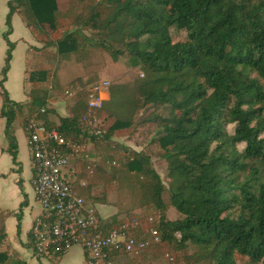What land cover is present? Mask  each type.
I'll use <instances>...</instances> for the list:
<instances>
[{
	"label": "trees",
	"instance_id": "16d2710c",
	"mask_svg": "<svg viewBox=\"0 0 264 264\" xmlns=\"http://www.w3.org/2000/svg\"><path fill=\"white\" fill-rule=\"evenodd\" d=\"M66 1L63 7L58 0L7 1L0 117L6 119L13 162L18 158L17 121L24 128L41 121L66 138L79 139L88 110L87 88L72 87L78 91L68 116L53 119L54 102L61 101L47 85L52 79L55 88L61 86L53 66L30 73L27 102L11 100L4 84L18 13L43 44L39 49L46 51L48 62L72 61L97 49L115 62L127 57L129 67L144 75L132 89L110 84L109 99L100 110L106 134L96 144L105 141L111 152L122 148V164L121 156L110 154L108 159L111 164L120 161V167L77 161L74 188L87 204L97 202L93 190L115 183L157 215L145 221L144 231L132 234L151 240L150 247L134 258L115 253L113 263L143 264L144 253L154 247L157 257L177 264H264V0ZM172 28L183 31L185 38L175 41ZM146 108L154 112L136 122L138 111ZM163 108L168 115L161 113ZM144 124L156 127L151 145H158L159 156L168 164V186L153 168L150 154L111 146L115 136ZM166 192L179 215L174 221L167 217ZM5 217L0 214V264H28L2 251ZM124 223L115 216L102 226L107 232ZM152 228L160 237L157 243Z\"/></svg>",
	"mask_w": 264,
	"mask_h": 264
},
{
	"label": "built area",
	"instance_id": "2783aa9c",
	"mask_svg": "<svg viewBox=\"0 0 264 264\" xmlns=\"http://www.w3.org/2000/svg\"><path fill=\"white\" fill-rule=\"evenodd\" d=\"M109 87L110 82L102 80L87 88L88 110L81 119L79 139L66 138L58 129L49 128L41 121L33 120L26 128L35 171L34 189L41 206L31 228L37 256H60L80 247L87 264H114L113 254L124 253L134 258L151 245L149 239L132 236L138 225L135 220L105 232L98 210L87 204L74 188L77 161L89 160L86 155L89 146L106 134L100 110L109 99ZM77 91H71L69 97L74 99ZM81 185L85 186L86 182L82 181ZM149 232L155 243L160 241L155 229Z\"/></svg>",
	"mask_w": 264,
	"mask_h": 264
},
{
	"label": "rangeland",
	"instance_id": "374dc122",
	"mask_svg": "<svg viewBox=\"0 0 264 264\" xmlns=\"http://www.w3.org/2000/svg\"><path fill=\"white\" fill-rule=\"evenodd\" d=\"M58 2L60 7H63L67 1L58 0ZM8 12L9 8L7 6V0H0V70H2L5 64V46H7V43L3 37V34L8 29L6 26V16ZM13 22L12 26L13 29L15 28V35L10 38L11 41L14 42L18 39H25L27 43L31 44L27 35L30 34V31L24 24L22 17L17 15ZM88 34L90 35L89 32ZM171 35L175 41L183 40L186 36L183 31H179L178 29L174 28L171 29ZM36 42L38 44L37 47H30L29 49V53L32 54V58L29 65H27L28 70H25V73L27 74L26 82L29 86L27 87V90L28 92L30 90V82L28 81L31 72L39 71L40 69L45 68L50 69L53 66L56 73L58 74H56V80L58 79L57 81H59V85L61 86L55 88V84L51 82L52 79L50 80L51 83L48 82L47 85L51 88L53 87L52 96L55 95L56 97L60 98L61 103L67 109L73 104L72 98L69 97L72 87L75 88L76 86L82 85L85 88H89L91 85L99 81L107 80L110 82L111 86L123 85L132 89L135 85V81L139 77L144 76L139 69L129 67L127 57L122 56L118 61L115 62L108 53L97 49L85 52L83 56H80L78 59L74 57L72 61L62 60V62H60L58 59L54 60L55 62H48L46 58V51L39 49L43 47V44L39 43L38 41ZM21 48H23V45ZM16 56V62L14 60V63L17 72L10 76L9 86L13 93L12 97L18 100L19 95L22 97L19 92L21 93V89H23L22 77L20 75L23 65L21 49L18 50ZM0 97L2 99L1 88ZM153 112L154 108L142 109L136 114L135 121L137 122L141 117H145ZM161 113L166 116L168 115V110L163 108L161 109ZM232 130L233 129L231 128V131ZM156 132V127L152 124L137 125L135 128L124 131L122 135L115 136L111 141V146L114 147L119 144V146L129 149L131 148L138 152H147V154H150L153 168L159 173L166 186H168L170 182V179L168 178V164L164 158L159 156L158 153L160 152V149L158 145H151L153 138L156 136ZM104 142L105 141L101 143V146H98L97 144L89 146V149L86 152V155H89L90 158L88 161L93 163L92 167H96V165L103 163L104 161L107 163V167L109 169H111V167H116L115 169L119 168L120 161L118 162L115 160L111 164V161L108 159L111 156L110 154H115V157L117 158H120L121 156L122 164V155L124 154V150L120 148L118 152H111L107 144ZM75 179L76 184L78 182L77 174ZM93 191L95 193V198H97V202H95V208L98 210L103 222L106 220L110 221L115 216H119V220L124 219L127 224H132V222L135 220L138 225L134 231L140 230L141 228L142 231H144L146 220L150 221V218L157 219V215L153 214V211L141 207L135 200L132 199L130 190L125 188L119 189L115 183H108L104 189L99 187V189H95ZM164 200L169 207L167 213L168 219L172 221L176 220L179 215L177 211L171 207L167 192L164 194ZM101 201H106L107 206L100 204ZM142 260L143 264H170V262L171 264H177V262H175L176 260L170 261L169 258L166 257H157V250L154 247H151L150 250L144 253ZM179 264L183 263L180 262Z\"/></svg>",
	"mask_w": 264,
	"mask_h": 264
},
{
	"label": "crops",
	"instance_id": "0c3cea01",
	"mask_svg": "<svg viewBox=\"0 0 264 264\" xmlns=\"http://www.w3.org/2000/svg\"><path fill=\"white\" fill-rule=\"evenodd\" d=\"M17 15L19 14L14 15L13 20H15ZM14 35L15 28L9 39ZM27 35L31 44L27 43L25 39L14 41L15 49L13 51L11 69L7 75V81L4 84L11 100L16 102L28 101L27 87L29 86L26 82L27 74L25 70H28L27 65H29L32 58V54L29 53L30 47H37L38 45L31 31ZM22 45L23 48H21ZM5 48L6 54L8 46H5ZM19 49L22 51L23 58L22 70L20 72L23 89H21V93L19 92L22 97L19 95V99L16 100L12 97L13 93L9 83L10 76L17 72L14 60L16 62V54ZM1 79L2 76L0 74V81ZM54 104L57 110V114L53 116L55 121L59 120V116H68L69 111L63 106L61 101L54 102ZM1 107L2 99L0 97V109ZM5 128L6 119L0 117V214L6 215L5 229L7 234L2 251H8L10 254L16 255L28 264H87L85 252L80 247H74L66 254L60 256L49 255L40 257L35 254L31 238V228L35 218L41 213V206L34 189L35 171L28 133L26 128L20 124V121L14 124L15 137L18 145V158L15 164L11 154L8 152L9 141L5 135Z\"/></svg>",
	"mask_w": 264,
	"mask_h": 264
}]
</instances>
